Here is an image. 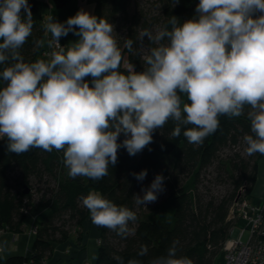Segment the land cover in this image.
<instances>
[{"label":"clouds","instance_id":"1","mask_svg":"<svg viewBox=\"0 0 264 264\" xmlns=\"http://www.w3.org/2000/svg\"><path fill=\"white\" fill-rule=\"evenodd\" d=\"M195 13L182 23L171 16L155 33L141 30V48L145 38L155 46L143 57V71L128 64L125 73L119 70L114 25L83 9L63 23L48 15L43 27L55 50L47 61L26 62L20 49L34 27L31 6L28 0H0V64L6 65L0 72V138H7L8 151L64 150L70 177L99 181L116 165L118 149L137 155L169 120L173 138L184 129L187 141L198 146L217 131L220 116L240 117L247 106L251 134L244 136L245 151L264 155V0H199ZM69 33L78 39L62 46L60 39ZM133 45L132 39L124 41L135 53ZM181 94L189 103L182 104ZM132 175L143 181L147 170ZM164 180L156 175L135 203L156 202ZM81 199L93 224L121 237L130 233L135 212L95 191ZM178 243L149 264H193L177 255ZM147 253L141 245L138 256ZM115 259L124 264L122 257Z\"/></svg>","mask_w":264,"mask_h":264},{"label":"trees","instance_id":"2","mask_svg":"<svg viewBox=\"0 0 264 264\" xmlns=\"http://www.w3.org/2000/svg\"><path fill=\"white\" fill-rule=\"evenodd\" d=\"M162 1L165 4L159 5L157 14L151 17L140 8L138 0L95 1L96 16L114 25V37L122 52L121 72L126 73L128 64H133L137 72L146 67L143 57L155 45L145 38L141 48L136 40L141 30L147 28L155 33L167 25L171 16L181 23L192 19L199 3V0H179L174 5V0H156L158 4ZM28 3L34 27L20 52L26 62H33L42 51L36 42L45 39L42 23L45 4L38 0H28ZM126 39L134 41L135 53L124 48ZM5 66L0 64V72ZM3 86L0 79V88ZM181 98L182 104L189 103L185 95L181 94ZM247 110L246 106L245 114L240 117L220 116L217 131L198 146L187 141L184 129L179 137L173 138L174 123L169 120L153 133V142L137 155L129 156L126 149H118L116 165H110L108 175L99 181L70 177L64 163V150L47 152L32 148L18 155L8 151L6 137L0 138V233H21L29 216L46 213L44 222L36 225L30 256H11L4 261L0 259V264H46L54 246L65 243L70 233L86 221L99 234L96 264H119L116 256L122 257L124 264L130 259L149 264L152 259L166 255L174 241L179 242L178 256H187L193 264H213L234 227L229 213L239 191L246 186L249 193L256 180L261 154L244 159L231 153L222 158L223 152L235 150L244 136L251 134ZM123 139L121 134L118 143ZM211 167H215L216 180L228 183L231 188L223 196L216 197L205 188L203 191L204 174ZM142 170H147V175L143 181H137L132 173ZM158 174L165 178L162 194L168 193L167 199L150 213L142 214L134 196L148 188ZM93 191L135 212L137 219L129 222L131 231L126 237L92 223L81 198ZM141 245L147 246V255L138 256Z\"/></svg>","mask_w":264,"mask_h":264},{"label":"crops","instance_id":"3","mask_svg":"<svg viewBox=\"0 0 264 264\" xmlns=\"http://www.w3.org/2000/svg\"><path fill=\"white\" fill-rule=\"evenodd\" d=\"M38 1L43 3V0ZM95 1L96 0H69L61 9H57L52 0H49V3L47 5L45 4V8L42 12V21L45 24L47 22V16L54 15L57 21L63 23L81 9L96 16ZM50 39L51 34L45 32L44 43L40 46V50H44L48 47V40ZM77 39L78 37L69 33L68 36L62 37L60 41L63 46L65 45L67 47L71 42ZM38 59L47 61V59L42 58L39 54L34 61ZM86 79L90 80L91 78L89 77ZM263 195L264 155H261L257 163L255 183L245 199L251 204L259 206ZM45 217L46 213L29 216L25 221L24 231L21 233H0V249H2V251H0V259L4 261L11 256L29 257L35 240V235L32 234V230L37 224L43 223ZM98 245L99 234L97 230L86 221L81 227L70 233L65 243L54 246L53 252L46 264H96ZM217 264H222V260L220 259Z\"/></svg>","mask_w":264,"mask_h":264},{"label":"built area","instance_id":"4","mask_svg":"<svg viewBox=\"0 0 264 264\" xmlns=\"http://www.w3.org/2000/svg\"><path fill=\"white\" fill-rule=\"evenodd\" d=\"M43 3L47 5L49 0H43ZM60 44L63 46L61 41ZM54 50V46H48L39 56L49 60ZM229 219L234 221V227L221 249L222 264H264V195L259 206L246 199L235 202ZM35 233L36 227L32 230V234ZM245 234L247 240L243 241Z\"/></svg>","mask_w":264,"mask_h":264},{"label":"rangeland","instance_id":"5","mask_svg":"<svg viewBox=\"0 0 264 264\" xmlns=\"http://www.w3.org/2000/svg\"><path fill=\"white\" fill-rule=\"evenodd\" d=\"M138 3H139V6L141 9H143L146 14L151 17V16H155L157 14V9L159 7V5H164L165 4V1H162L161 4L157 3L156 0H138ZM133 12V7L131 6L130 9H129V13L131 14ZM155 30V29H154ZM155 32V31H154ZM114 35V33H113ZM247 145L245 143V141H242L239 146H237V148L235 150H226L225 152L222 153V158L224 159L225 157H228L231 155V153H237L241 158H247L248 155L245 151ZM171 167L168 168V172L170 175L173 174L172 170L170 169ZM204 181L205 183L203 184V191H204V188L206 190H208V192H212V194L216 197H219V196H223L225 195L226 193L229 192V190L231 189L228 185V183H223V182H218L216 180V170H215V167H211L210 169H208L206 171V173L204 174ZM147 188H143L140 190V192L138 193V195H143V190H145ZM211 189V190H209ZM242 189H246V186H243ZM249 193H247V190H245L242 194V197L241 199H245L247 197ZM167 196H168V193H165V194H162L160 193L158 195V199L156 202L154 203H149L147 204V206H143V205H140V209L139 210L142 214H148L150 213V210L152 209H155L157 206H160L162 205V203L167 199ZM142 206V207H141ZM247 240V234L244 235L243 237V241H246ZM222 260V254L220 253L216 259L214 260V263L213 264H217V262L219 260Z\"/></svg>","mask_w":264,"mask_h":264},{"label":"water","instance_id":"6","mask_svg":"<svg viewBox=\"0 0 264 264\" xmlns=\"http://www.w3.org/2000/svg\"><path fill=\"white\" fill-rule=\"evenodd\" d=\"M68 1H69V0H52V2L54 3V5H55V7H56L57 9H61L62 6H63L66 2H68ZM244 191H245V189H241V190L239 191L238 196H237L235 202H237V201H239V200L241 199L242 194H243Z\"/></svg>","mask_w":264,"mask_h":264}]
</instances>
